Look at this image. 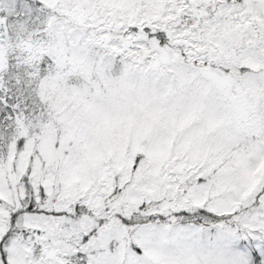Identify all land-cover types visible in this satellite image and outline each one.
Here are the masks:
<instances>
[{
	"label": "snow or ice",
	"instance_id": "snow-or-ice-1",
	"mask_svg": "<svg viewBox=\"0 0 264 264\" xmlns=\"http://www.w3.org/2000/svg\"><path fill=\"white\" fill-rule=\"evenodd\" d=\"M0 264H264V0H0Z\"/></svg>",
	"mask_w": 264,
	"mask_h": 264
}]
</instances>
